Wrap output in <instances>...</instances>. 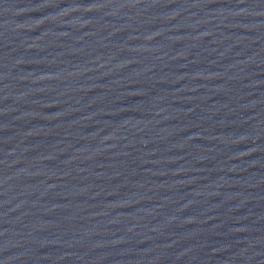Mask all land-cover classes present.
Returning <instances> with one entry per match:
<instances>
[{"label":"water","instance_id":"1","mask_svg":"<svg viewBox=\"0 0 264 264\" xmlns=\"http://www.w3.org/2000/svg\"><path fill=\"white\" fill-rule=\"evenodd\" d=\"M0 264H264V0H0Z\"/></svg>","mask_w":264,"mask_h":264}]
</instances>
